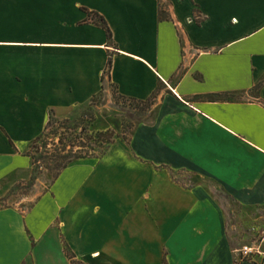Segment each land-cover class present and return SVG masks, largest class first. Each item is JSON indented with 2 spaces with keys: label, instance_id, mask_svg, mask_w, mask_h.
I'll list each match as a JSON object with an SVG mask.
<instances>
[{
  "label": "crops",
  "instance_id": "crops-1",
  "mask_svg": "<svg viewBox=\"0 0 264 264\" xmlns=\"http://www.w3.org/2000/svg\"><path fill=\"white\" fill-rule=\"evenodd\" d=\"M109 56L104 82L155 103L128 141L0 205V264H71L63 243L83 264H234V209L264 211V0H0V203Z\"/></svg>",
  "mask_w": 264,
  "mask_h": 264
},
{
  "label": "trees",
  "instance_id": "trees-1",
  "mask_svg": "<svg viewBox=\"0 0 264 264\" xmlns=\"http://www.w3.org/2000/svg\"><path fill=\"white\" fill-rule=\"evenodd\" d=\"M87 20L95 23L99 27L103 28L106 32L107 39L111 40V32L107 23L101 15L94 11H86ZM159 20H163L167 17L163 8L159 7L158 13ZM195 20L199 22L201 17L197 11H195ZM111 68V57H108L106 67L102 76V87L104 88V79L109 75ZM264 82V79L259 81L252 91L257 90ZM111 85L113 95L116 102L128 103L134 109H137L140 113L135 118L130 119L125 130L129 131L128 135L122 136L124 141H128L130 133L134 127V124L142 118V116L148 112L156 100V92L145 100L136 99L133 97H126L121 95L115 85ZM101 92V91H100ZM95 94L91 97L89 102L85 104L84 108H79L74 114L58 119L55 117L52 111L49 112L47 123L41 132L34 140L31 141L28 151L25 153L30 159L32 180L36 179L42 172V169L52 172V181L60 174V172L67 167L71 162L78 159L85 158H97L102 155L113 144L118 135L110 129L105 127L100 130L95 128L97 120L93 101L99 94ZM238 91L231 93H217L208 94L202 96L203 98L215 101H231L235 100ZM85 111H82V110ZM78 111H82L81 113ZM84 116H88V120L84 119ZM86 120V121H85ZM50 183V184H51ZM64 252L70 259L71 264H83L75 259V255L71 252L68 245L63 243ZM234 264H239L234 261Z\"/></svg>",
  "mask_w": 264,
  "mask_h": 264
},
{
  "label": "rangeland",
  "instance_id": "rangeland-1",
  "mask_svg": "<svg viewBox=\"0 0 264 264\" xmlns=\"http://www.w3.org/2000/svg\"><path fill=\"white\" fill-rule=\"evenodd\" d=\"M262 66L264 67V62H262ZM247 79L246 77L243 83H238V85H245ZM93 105L97 117L95 128L100 130L105 127H110V129L118 135V138L121 139H123L122 136L129 134V131H127V129L125 130V128H127L126 126L129 121H131L130 119L135 118L140 113L137 109L129 106L128 103L123 104L120 103V101L116 102L111 85L107 82H104V88L101 90L100 94L94 98ZM83 106L79 108H84ZM82 111L85 110L83 109ZM87 117L88 116H84L83 118L88 120ZM28 149L29 147L24 151L26 152ZM51 181L52 172L42 169L41 174L37 176L36 179L32 180L30 177L29 180L24 182L25 184L23 186L19 184L16 185L11 191L12 193L9 192L10 195H13H8L9 197L2 201L0 205L6 206L7 204L16 202L17 198L21 197L23 194L26 195L29 192L28 189L34 184H37L39 190L48 188ZM29 204L30 203L26 201L21 206ZM234 216L236 217V223L231 229V235L238 246V249L234 250V260L239 264L245 261L251 264H264V211L255 207L240 206L234 209ZM244 246L251 247L252 252L248 254L242 253L240 249Z\"/></svg>",
  "mask_w": 264,
  "mask_h": 264
},
{
  "label": "built area",
  "instance_id": "built-area-1",
  "mask_svg": "<svg viewBox=\"0 0 264 264\" xmlns=\"http://www.w3.org/2000/svg\"><path fill=\"white\" fill-rule=\"evenodd\" d=\"M242 253L248 254L249 252H252V248L248 246H244L242 249H240Z\"/></svg>",
  "mask_w": 264,
  "mask_h": 264
}]
</instances>
